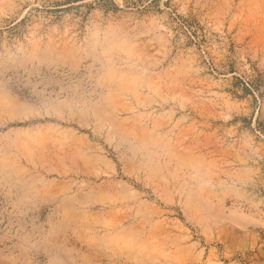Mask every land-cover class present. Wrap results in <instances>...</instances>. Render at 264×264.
<instances>
[{"label":"rangeland","instance_id":"rangeland-1","mask_svg":"<svg viewBox=\"0 0 264 264\" xmlns=\"http://www.w3.org/2000/svg\"><path fill=\"white\" fill-rule=\"evenodd\" d=\"M0 264H264V0H0Z\"/></svg>","mask_w":264,"mask_h":264}]
</instances>
